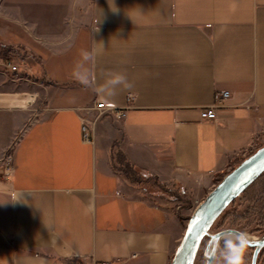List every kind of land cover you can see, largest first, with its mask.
Wrapping results in <instances>:
<instances>
[{
	"label": "crops",
	"instance_id": "0c3cea01",
	"mask_svg": "<svg viewBox=\"0 0 264 264\" xmlns=\"http://www.w3.org/2000/svg\"><path fill=\"white\" fill-rule=\"evenodd\" d=\"M82 6L0 0V45L34 61L14 72L0 57V160H13L0 264H169L185 215L264 145V0H96L80 25ZM83 51L86 87L73 77ZM114 73L132 87L115 95ZM216 91L230 97L200 119ZM90 94L113 111L86 122ZM120 163L177 199L130 184Z\"/></svg>",
	"mask_w": 264,
	"mask_h": 264
},
{
	"label": "rangeland",
	"instance_id": "374dc122",
	"mask_svg": "<svg viewBox=\"0 0 264 264\" xmlns=\"http://www.w3.org/2000/svg\"><path fill=\"white\" fill-rule=\"evenodd\" d=\"M95 4H96V0H86V8L85 9L83 6L77 8V14L79 16V24L80 25L83 24V21H85L87 18H89V21L92 19V17H90V15L91 14L93 15V12L95 11ZM16 12H18V11H16ZM37 39L40 40V42L42 41V44L45 42V40L41 37H38ZM19 40H21V39L19 38ZM30 48L34 50V46L30 47ZM31 51H29V53L27 55L26 52H23V51L20 52V51H17L16 49L15 50L11 49V52L9 54L6 53L5 61H11L10 63H12L13 65H16V66L20 65L22 67L21 61H22L24 55H26L27 57H29V63H33L34 61H32L33 59L31 58V56H32L31 54L33 51L32 52ZM102 102L103 101L99 100L96 96H91V94H90V100H89L87 106L85 108H83V111L87 112L88 110H91L93 116H83L85 121L87 120L86 122H88V121L89 122H95L101 118V115L103 116V115H107V114L111 113L106 107L103 108V106H101ZM10 151L11 150L7 151L4 154L3 158L0 160V181H4L5 183H6L7 179L10 177L12 169H13V163H12L13 160L11 158ZM6 157L11 158V159H9L8 163H7V161H4ZM127 165H125L123 163L118 164L116 166L119 168L118 173L121 174L122 177L124 176L125 178H127L128 181L130 182V184L135 183L134 181H131L130 177L128 176V174H130V172H129V167ZM7 166L10 167L11 171L6 174L4 171H5V168ZM138 169H137V171L141 174L139 180L142 182L140 184L135 183L136 187L143 189L146 192H149V193L151 192L153 195H158L160 197H164V196L170 197L169 199H166L167 201L171 202L173 199L175 200V198L173 197L174 195H171L173 192L170 189H166L165 187H164V189H160L157 186V184L155 183L156 179H155V181H153L154 176L143 172L141 169H139V170ZM227 172L225 171L223 173V175H225ZM137 182H139V181H137ZM158 183H160V182H158ZM262 185L264 187V178H263V180H261L257 183H254L244 194H241L237 199H235L234 202L231 203L225 209V211L219 216V218L212 225V227L210 228L209 234L212 235V234H214L220 230L232 228V229L238 230L241 233H246V235H249L255 239L260 237L262 232L257 233L255 230L264 225V205H263V203H261L263 201V199L257 200V198L254 199L253 197H255V195L258 196V192L261 189ZM250 198H253V200H249ZM257 204L263 205V206L258 207L257 209L252 208L253 206H255ZM248 208L253 209V210L250 209V213L251 212L252 213H251V215H248V216L245 215V217L243 218L242 216H243V214H245V211L248 210ZM186 213H188V212H186ZM191 213L185 215L187 217L186 220L190 217ZM181 217L182 218L184 217L183 213H182ZM186 220L184 223V228H185V225L187 222ZM231 224H233L232 227H231ZM253 230H254V232H253ZM226 239H228V240L232 239V240L236 241V238L229 236V237H225V238L221 239L217 243V247H216L217 249H216V252L214 254L215 255L214 258L216 259L215 264H223L224 254L219 253L217 250H218V246L220 245V243ZM209 242H210V237L205 236L204 239L202 240L200 246H199L198 251H197V255H196L194 264H205V256H206L205 251H206L207 246L209 245ZM251 255H252V249L251 250L245 249L244 255L242 258L243 264H250ZM103 262H105V261H103ZM114 264H117V263H114ZM258 264H264V255L261 257V260L259 261Z\"/></svg>",
	"mask_w": 264,
	"mask_h": 264
},
{
	"label": "water",
	"instance_id": "95a60500",
	"mask_svg": "<svg viewBox=\"0 0 264 264\" xmlns=\"http://www.w3.org/2000/svg\"><path fill=\"white\" fill-rule=\"evenodd\" d=\"M263 173L264 145L258 147L253 153L223 175L220 181L193 209L169 264H194L197 251L205 236L210 237L209 245L205 251V264H212L217 243L225 237L237 238L241 232L228 228L210 235V228L225 209ZM212 241H215V246L213 251L208 253V248ZM253 241H247V246L252 248L250 264H256L258 253L264 247V232Z\"/></svg>",
	"mask_w": 264,
	"mask_h": 264
},
{
	"label": "clouds",
	"instance_id": "9594fccd",
	"mask_svg": "<svg viewBox=\"0 0 264 264\" xmlns=\"http://www.w3.org/2000/svg\"><path fill=\"white\" fill-rule=\"evenodd\" d=\"M115 10V9H114ZM95 60V54L89 51H83L81 59L77 62L73 70L74 79L87 86L90 76V64ZM108 83L111 85H121L122 87L115 92V95L119 91H124L132 87L127 76L123 73H114L108 79ZM247 247V235L246 233H239L235 242H228L226 250H224L223 264H243V255Z\"/></svg>",
	"mask_w": 264,
	"mask_h": 264
},
{
	"label": "trees",
	"instance_id": "16d2710c",
	"mask_svg": "<svg viewBox=\"0 0 264 264\" xmlns=\"http://www.w3.org/2000/svg\"><path fill=\"white\" fill-rule=\"evenodd\" d=\"M11 52V49L10 48H6L5 46H2V45H0V57L2 58H5L6 57V53H10ZM39 81H41V82H44V83H47V84H49L50 82H46V81H44V80H42V79H40ZM254 152V151H253ZM252 152V153H253ZM251 154V153H250ZM249 154V155H250ZM247 157V156H246ZM244 159V158H243ZM243 159H241L240 161H242ZM239 161V162H240ZM238 162V163H239ZM237 163V164H238ZM237 164H235V165H233V166H231V168L228 170V171H230L231 169H233ZM128 167H129V172H130V174H128V176L130 177V179H131V181H134L136 184H140L142 181H140L139 179H140V176H141V174L137 171V168L136 167H134V166H130V165H127ZM263 178H264V173L254 182V183H257V182H259V181H261V180H263ZM220 179L221 178H219L218 180H217V182H219L220 181ZM137 181H139V182H137ZM156 183H157V186L160 188V189H164V187H163V185L161 184V183H158L157 181H156ZM253 183V184H254ZM253 184H251L242 194H244ZM254 199H256L257 198V200L258 199H260V200H262L263 199V201L261 202V203H263V205H264V187H263V185L261 186V189L259 190V192H258V196H256L255 195V197H253ZM253 198H250L249 200H253ZM175 199H177V196H175ZM233 203V202H232ZM263 205H255V206H253L252 208H254V209H257L258 207H262ZM250 209L251 208H248V210H246L245 211V214H243V218L245 217V215H251V213H250ZM251 210H253V209H251ZM233 226V224H231V227ZM257 233L258 232H262V234H263V232H264V225L262 226V227H260V228H258V229H256L255 230ZM253 232H254V230H253ZM261 234V235H262ZM230 241H232V242H235L234 240H228V239H226V240H223L221 243H220V245L218 246V252L219 253H223L224 254V250H226V246H227V244H228V242H230ZM252 248H250L249 246H247L246 247V250H251ZM264 255V247L259 251V253H258V256H257V260H256V263L258 264L259 263V261L261 260V257ZM215 261H216V259L214 258V260H213V263L212 264H215Z\"/></svg>",
	"mask_w": 264,
	"mask_h": 264
},
{
	"label": "built area",
	"instance_id": "2783aa9c",
	"mask_svg": "<svg viewBox=\"0 0 264 264\" xmlns=\"http://www.w3.org/2000/svg\"><path fill=\"white\" fill-rule=\"evenodd\" d=\"M8 67L10 68L11 71H17V67L12 65L10 62L7 64ZM230 97V93L228 91H216L213 94V100H212V104L202 110H200L199 112V117L202 120H213L216 118L217 115V111L222 108L224 106V104L227 102L228 98ZM106 105V106H105ZM101 106H103V108H107L110 112L113 111V108L110 104H107L105 102H102ZM122 114L117 113V116L120 117ZM86 126L83 127V130L85 131ZM9 159H11L10 157H6L4 161H7V163L9 162ZM10 167L7 166L5 168V173H9ZM82 264H114L111 261H105V262H98L96 260H89V259H85L82 260Z\"/></svg>",
	"mask_w": 264,
	"mask_h": 264
},
{
	"label": "bare ground",
	"instance_id": "6f19581e",
	"mask_svg": "<svg viewBox=\"0 0 264 264\" xmlns=\"http://www.w3.org/2000/svg\"><path fill=\"white\" fill-rule=\"evenodd\" d=\"M214 120V119H213ZM213 120H208V121H213ZM210 231V230H209ZM223 239V238H222ZM253 240H255V238H252L251 236L247 235V241L248 242H254ZM215 246V241H212V243L210 244V247L208 248V253L213 251ZM171 261V260H170Z\"/></svg>",
	"mask_w": 264,
	"mask_h": 264
}]
</instances>
